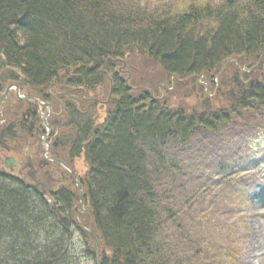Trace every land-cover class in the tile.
Listing matches in <instances>:
<instances>
[{"label": "trees", "instance_id": "1", "mask_svg": "<svg viewBox=\"0 0 264 264\" xmlns=\"http://www.w3.org/2000/svg\"><path fill=\"white\" fill-rule=\"evenodd\" d=\"M221 1L216 9L203 4L172 13L118 0H0V52L6 57L0 64L19 73L8 71V80L45 87L58 78L79 94L111 86L103 119L66 106L69 118L55 140L63 154L83 156L86 165L79 184L97 259L92 237L87 232L83 238L95 264H211L208 254L225 252L210 241L216 198L208 192L230 191L239 179L223 147L250 150L245 139L254 131L264 134V0ZM55 51L68 53L49 58ZM242 54L245 63L258 62L244 80L229 61ZM137 58L156 67L157 81L210 76L227 61L235 73L213 97L202 92L194 107L176 108L155 96L153 78L128 79L131 87L139 79L149 84L152 95L148 86H126L116 65ZM98 104H90L94 112ZM251 113L257 121L236 139L244 144L194 139L197 131L216 132ZM243 121L238 128L247 126ZM78 201L77 189L62 186L48 200L0 174V264H71L62 238L63 231L70 236L71 225L60 215Z\"/></svg>", "mask_w": 264, "mask_h": 264}, {"label": "rangeland", "instance_id": "2", "mask_svg": "<svg viewBox=\"0 0 264 264\" xmlns=\"http://www.w3.org/2000/svg\"><path fill=\"white\" fill-rule=\"evenodd\" d=\"M118 1L124 3H129V2L137 3L136 9H141L142 6L144 5L147 7L146 9L148 10L165 9L166 11H170L172 13L183 12L185 10H188L192 6L197 7L203 4L209 5L211 8L216 9L219 6H221L222 3L221 0H118ZM240 1L243 4L246 3L247 0H240ZM210 24L211 22H205L206 26H209ZM199 25L203 27L202 24ZM244 56L245 54H242L239 57L232 56L231 58H237L235 61H237V64L239 66L242 64L241 68L243 69H247L256 63L255 62L253 65L247 67L248 63L246 64L239 59V58H243ZM125 58H130V55H127V57ZM260 58H264V55L262 54ZM229 61L226 62L227 64L225 63L226 67L230 66ZM123 62H126L125 64L127 66L126 70L130 71L129 73L130 77L134 76L135 74V76L140 75L139 78L143 80H147L148 78H153L155 80V85L157 86V79L159 78L156 75L157 69L153 65L148 64L146 58H137V59H133V61L132 59L131 61L125 60ZM253 70L255 69H252V71ZM243 72L244 71H241L240 73L242 75H245V73ZM230 76H231L230 71L223 70V72L217 76L216 80L219 83H221L223 79L230 78ZM141 79H139L138 84L135 83L133 86L140 87L145 85L150 88L149 84L144 83L142 85ZM212 79L213 77L191 78V77L183 76L182 79H180L182 80V82L178 80L180 82L178 83L175 81L176 77L170 76L168 82L165 84L169 87V89L166 90L164 87L161 88V86H158L154 94L155 96L160 95V98L162 99L166 97L167 98L166 102L169 103L171 107H176V108L178 107L190 108L191 106L194 107L198 102L197 98L200 97V93L215 92L216 89L214 87ZM171 84H173V87ZM174 90H176V95L175 94H173L172 96L167 95V93L170 94ZM161 91L164 92L163 95L161 94ZM107 92L108 90H106L105 92L100 91L101 94H99L98 96L104 97L107 94ZM207 97L209 98L212 96L208 94ZM212 103L215 104V101H212ZM99 114H100L99 119H101L103 113H99ZM256 116L257 115H255L254 113L253 114L251 113L250 115H247L244 118V120H248L249 118ZM234 118H236L233 119L235 121L241 119L240 117L237 116ZM250 127L251 126L238 128L235 125L231 126V123H229L226 126V128L218 127L216 132H208L202 130L197 131L198 133L195 135L196 137L194 139L198 138V140L200 142L203 141V143L204 142L210 143L209 140L218 141V139H220L234 144L235 142H237L235 141V139H241L239 137L241 135V132L244 131L245 133H247ZM83 161H84L83 156H80L79 158L73 161L74 171L79 176H82L86 169V165ZM55 175L57 178L56 180L60 179L59 171H57ZM28 178H29L28 180H31L30 177ZM62 185L63 183L58 184L56 181L53 185L55 189V190L52 189L53 192H56V188ZM64 185H68V184L64 183ZM72 188L73 190L77 189L75 185H73ZM262 190L264 191V186L257 185L250 191V196L252 197L253 195H261L263 194ZM78 202L76 204L74 203L72 208L71 207L66 208L65 212H62L60 215L61 219L64 220L66 218V220H68V223L71 225L70 236L68 237L66 231H63L62 238L65 240V246L69 248L70 256L73 258L71 260V264H95V262L92 259L91 253L87 251L86 247L84 246L85 244L83 237L84 235H86L88 229L91 228V226L89 225L90 223L88 222V220L90 219L85 213L87 207L85 203L82 202L83 205L81 210V206L78 204ZM213 208L218 209L216 205ZM70 209L72 210L71 212L73 211L75 212L74 214L75 220H73V218L70 217L69 215ZM246 209L247 212L243 213L238 218L234 217L233 215H230L229 217H224V216L217 217V215H214L213 219L210 220L211 224L209 226V231H211V229L213 228L210 237L211 244L212 245L217 244L219 246L221 245L222 247L225 248V252L223 253H221L216 249V251H214L215 253L208 254L207 258L210 260V262H212V264L216 262H217L216 264H238L237 260L238 262H240V264H264V209L261 208L258 202H254L253 199H251L249 207H246ZM218 214L221 216L219 209H218ZM8 240L9 238L1 241L7 243ZM32 242H34V240H32ZM4 247L5 245L3 244L1 249ZM196 256H197V262H199L198 259L199 255L197 254Z\"/></svg>", "mask_w": 264, "mask_h": 264}, {"label": "flooded vegetation", "instance_id": "3", "mask_svg": "<svg viewBox=\"0 0 264 264\" xmlns=\"http://www.w3.org/2000/svg\"><path fill=\"white\" fill-rule=\"evenodd\" d=\"M8 71L0 64V172L30 177V186L35 191L40 187L42 196L47 197L55 190L52 184L56 181L73 184L68 170L73 168V159L51 145L50 137L55 135L57 124L69 115L52 108L50 100L54 95L50 86L8 80Z\"/></svg>", "mask_w": 264, "mask_h": 264}, {"label": "bare ground", "instance_id": "4", "mask_svg": "<svg viewBox=\"0 0 264 264\" xmlns=\"http://www.w3.org/2000/svg\"><path fill=\"white\" fill-rule=\"evenodd\" d=\"M55 38V37H54ZM84 38V37H83ZM56 39V41H57V46L58 45H60V39L59 38H55ZM85 39V38H84ZM72 51H74V50H72ZM68 53V52H67ZM67 53H62V52H57V51H55V52H53V55L52 56H50L49 58H61V56L62 55H64V54H67ZM69 53H72L71 51L69 52ZM94 53H95V50H94ZM0 58H6L4 55H3V53L2 52H0ZM92 239H93V241H96V239H95V237L92 235ZM96 243H97V241H96ZM94 248H95V243H94ZM97 249H98V245H97ZM217 263V262H216ZM216 263H214V264H216ZM211 264H212V262H211Z\"/></svg>", "mask_w": 264, "mask_h": 264}, {"label": "water", "instance_id": "5", "mask_svg": "<svg viewBox=\"0 0 264 264\" xmlns=\"http://www.w3.org/2000/svg\"><path fill=\"white\" fill-rule=\"evenodd\" d=\"M89 233L92 235L91 230H89ZM94 243H95V251H96V253H97V243H96V241H94Z\"/></svg>", "mask_w": 264, "mask_h": 264}]
</instances>
